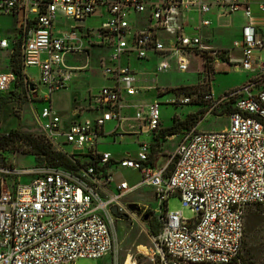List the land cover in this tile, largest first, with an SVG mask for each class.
Here are the masks:
<instances>
[{
    "label": "built area",
    "instance_id": "2783aa9c",
    "mask_svg": "<svg viewBox=\"0 0 264 264\" xmlns=\"http://www.w3.org/2000/svg\"><path fill=\"white\" fill-rule=\"evenodd\" d=\"M98 8L104 21L95 27L86 25ZM214 8L243 13L241 38L232 42L233 48L241 50L240 58L202 40L200 28L210 25L206 15ZM258 8L264 12V2ZM191 11L198 21L187 33ZM0 15L14 16L18 23L22 73L18 88L32 105L33 99L39 102V108L33 109L37 131L75 168L45 163L18 166L0 153V264H70L106 254L115 261L116 217L110 208L116 206L119 213L137 220L126 198L144 187L153 188L157 203L154 210L160 225L153 243L159 264H243L246 212L253 206L264 207V59L253 58L254 51H264V38L255 32L251 1L0 0ZM57 20L63 22L61 29H56ZM93 47L107 51L106 59H99L107 82L85 109L95 115L64 125L67 119L53 108L51 94L65 88L73 73L88 68ZM8 48V40L0 36V50ZM206 53L227 55L235 70L255 68L256 76L220 97L206 92L201 97L182 93L171 99L175 106L199 100L194 104L206 114L228 106V124L221 130L191 126L165 134V140L174 135L178 140L165 164H157L152 145L162 130L161 103L151 99L144 107L125 104V99L150 89L140 86L131 60L154 56L157 71L174 66L184 72L193 56L201 59L202 68ZM74 54L84 55L86 62L68 63ZM28 67L37 68V81L46 87L41 95L26 76ZM15 82L11 69L0 71V93ZM79 112L75 109L71 116ZM108 122L115 126L104 132ZM141 134L150 138L139 142L133 154L114 159L111 152L97 149L102 136L115 141ZM63 145H70L72 152L64 151ZM84 160L93 163L82 164ZM116 168L138 171L139 181H115ZM172 195L191 210V218H183L180 210H168Z\"/></svg>",
    "mask_w": 264,
    "mask_h": 264
},
{
    "label": "rangeland",
    "instance_id": "374dc122",
    "mask_svg": "<svg viewBox=\"0 0 264 264\" xmlns=\"http://www.w3.org/2000/svg\"><path fill=\"white\" fill-rule=\"evenodd\" d=\"M102 13V8H98L93 16L87 19L86 25L99 26L105 19L104 15L100 17ZM134 16L133 13L131 18H134ZM57 25L62 28V20H58ZM204 30L206 33H211L208 28ZM4 31L11 32L13 30L5 28ZM212 39L216 45H229L230 43V37L220 31L215 33ZM205 44L220 50L217 48L220 46H215L208 41ZM106 55L107 51L93 47L89 56L88 68L73 73L65 88L52 92L51 103L53 108L67 119L64 121V125L73 120L93 116L92 112L85 111L86 100L88 98L91 102V97L106 84L99 62L100 57L106 59ZM3 56L4 54L0 53L1 62H3ZM218 57L220 56L218 55ZM68 59L70 64L83 65L86 62V58L82 54L71 55ZM221 59L224 60L223 62H228L225 55H221ZM156 62L157 60L154 59L147 61L131 60V66L140 78V86L151 88L132 98L125 99L126 105L138 104L144 107L150 103L151 99L158 100L161 103L160 116L161 124L164 127H162L164 130L160 134L171 132L172 121H174L173 131L177 133L190 126H196L203 131L221 130L227 126L228 119L225 114L228 110L226 107L215 112V114H206L204 111L198 110L200 105L194 104L199 100L194 99L193 104H176L177 106L171 104L170 100L180 97L182 93L192 98L194 95L201 97L202 94L210 92L211 89L216 97L222 96L247 82L249 72L241 71L237 73L232 64L223 63L219 59L216 61L211 53L205 54L202 68L199 66L197 56L191 58L189 67L184 72H179L174 66L169 71L159 72L156 68ZM27 73L34 78V84L38 86L40 91L39 94L45 92L46 87L39 85L35 72L28 69ZM17 90L12 85L9 91L5 90L0 93V96L7 97V103L0 108V133L6 134L11 130H20L41 137L36 128L35 121L37 119L32 105L29 104L26 97L22 96L21 90L16 95L14 91ZM35 104L39 105L38 102ZM75 109L80 110L79 114L71 116L72 111ZM127 110L126 113L130 111ZM190 114L194 115L190 116ZM114 126L115 122H108L104 126V132H109ZM149 138L150 136L147 134L124 135L116 137L113 141L110 136H102L98 140L97 149L101 151L103 148L108 147L117 156L126 153L133 154L138 149V143L148 141ZM177 140L178 136L174 135L172 138H167L164 142H161V146L155 152L158 156L157 164H165L166 155L173 151ZM62 149L66 152H72L70 145H63ZM0 153H3L8 160L14 161L18 166L41 165L44 163L39 158H35L34 162L31 154L29 152L25 153L17 141L6 147H0ZM113 172L115 181L125 179L130 183H134L140 179V173L135 170L116 168ZM126 201L136 203L140 209L137 211V220L128 216L113 219L117 259L112 261L111 254H106L99 259L80 258L70 264H159L153 237L157 234L154 232H158L160 219L154 210L157 203L153 195V188H140L127 197ZM167 208L169 211L180 210L183 218L186 219L193 216L191 210L182 205L178 196L172 195L168 198ZM161 212V214H164V210L161 209ZM145 215H147V219H144ZM242 258L243 264H264V207L262 206L250 207L246 212Z\"/></svg>",
    "mask_w": 264,
    "mask_h": 264
},
{
    "label": "crops",
    "instance_id": "0c3cea01",
    "mask_svg": "<svg viewBox=\"0 0 264 264\" xmlns=\"http://www.w3.org/2000/svg\"><path fill=\"white\" fill-rule=\"evenodd\" d=\"M146 1H149V0H146ZM250 1H251V4H252V13H253V16H254V19H255V32L259 36L264 38V12H262L258 8V4L259 3H263L264 0H250ZM188 16H189L188 25L185 27V29H186L187 33H191L192 26L194 24H196L197 21H198V15L194 11H191V12H189ZM206 16L210 20V25L200 28V35L202 37V40L205 43H207V41H208V42H210L211 44H213L215 46H220V47H217V48H219L220 50H222L226 54H230L234 58H240L241 57V50L237 49V48H233L232 47V42L234 40H238V39L241 38V29H242V27L245 24V17L243 15V13L241 11H236V12H233V13H225V12H222L218 8H214ZM222 17L224 19H221ZM57 22H58V20H57ZM57 22H56V25H55L56 29H61V27L60 28L58 27ZM5 28L12 29L13 31L6 32V31H4ZM206 28L210 29L211 33H206L205 30H204ZM218 31L223 32V33L227 34L230 37L229 45H220V44L216 45V44L213 43L212 37ZM0 36L6 38L8 40V43H9V48L7 50H5V49L0 50V53L4 54L3 62L0 61V71H3V72L5 71L6 72V71H9V69H10L9 59H10V56H11V48H12V53H13V51H14L13 49L15 47H18L17 46L18 39L20 38V34H19V31H18V23H17V20H16V18L14 16H3V15H0ZM214 58L216 59V61H218V59L221 60V62L224 61V60L221 59V57H218V56L214 57ZM253 58L255 60L264 59V51H258V50L254 51L253 52ZM150 59L156 60V57L151 56ZM198 59H199V63L201 64L202 63L201 59L200 58H198ZM223 63H227V62H223ZM28 69H31V70H33L35 72L36 79L38 80V70H37V68L28 67L25 70L27 78L30 81L35 82L34 78L27 73ZM235 71L237 73L241 72V71L249 72L250 75H249V78H248L247 82L249 80L253 79L254 76H256L255 68L252 69V70H242L241 69V70H238V71L235 70ZM247 82H244L243 84H245ZM210 92L213 94L212 89L210 90ZM88 100L89 99L87 98V100H86L87 106H85V108H87L91 104L90 100L89 101ZM36 102H38V101L33 99L32 103L34 104V106L31 104V102H29V104L32 105L33 109L39 108V105L35 104ZM85 111H87V110H85ZM88 111L92 112V114L95 115V112L93 110L92 111L88 110ZM162 127L163 126L161 124V128ZM101 151H109V152H111L114 159H118V158L124 156V155L117 156V154H115L111 150H109L108 147L103 148ZM113 171H115V170L113 169ZM113 175H114V172H113Z\"/></svg>",
    "mask_w": 264,
    "mask_h": 264
},
{
    "label": "trees",
    "instance_id": "16d2710c",
    "mask_svg": "<svg viewBox=\"0 0 264 264\" xmlns=\"http://www.w3.org/2000/svg\"><path fill=\"white\" fill-rule=\"evenodd\" d=\"M9 63H10L11 71L16 75V82L14 86L15 88H17L22 79L19 51L17 47H15L13 53H11ZM14 93L17 95L15 91ZM5 103H7V97L0 96V108ZM225 107L229 111V107L228 106H225ZM192 115L190 114V116ZM190 120H192V118H190ZM173 124H174V121H172V124L170 126V129H172L171 132L165 133L166 135L177 134V132L173 131ZM163 130L164 129L162 128L161 133L163 132ZM165 134H159V136L154 139V142L152 145L153 153H155L158 147L161 146V142L165 141V138H164ZM14 141L19 142L21 147L23 146V144L27 146V149H23V151H25V153L29 152L31 156L33 157L34 162H35V158H39L43 160L44 163L47 165L61 167V168L68 169V170H75L71 161L64 154L52 150L50 148V145L43 139L42 136L40 137L34 134L25 133L20 130H11L9 133H6V134L0 133V147H6ZM87 163L91 164L93 162H91L90 160L82 161V164H87ZM154 233H157V232L155 231ZM241 258H242V255H241Z\"/></svg>",
    "mask_w": 264,
    "mask_h": 264
},
{
    "label": "water",
    "instance_id": "95a60500",
    "mask_svg": "<svg viewBox=\"0 0 264 264\" xmlns=\"http://www.w3.org/2000/svg\"><path fill=\"white\" fill-rule=\"evenodd\" d=\"M75 113V110H73L72 111V114H74ZM65 118V117H64ZM3 163V158H2V156L0 155V164H2ZM129 209H130V211H135V212H137V211H139V206L136 204V203H132V204H130L129 205ZM110 210H111V212H112V214L115 216V217H122V218H126L127 217V215L126 214H121V213H119L118 212V210H117V208H116V206H111V208H110ZM144 219H147V215H145L144 216Z\"/></svg>",
    "mask_w": 264,
    "mask_h": 264
}]
</instances>
